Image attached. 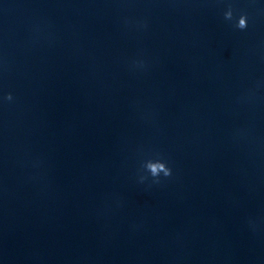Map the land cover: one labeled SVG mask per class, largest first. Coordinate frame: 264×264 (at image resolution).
I'll use <instances>...</instances> for the list:
<instances>
[{"label": "water", "instance_id": "1", "mask_svg": "<svg viewBox=\"0 0 264 264\" xmlns=\"http://www.w3.org/2000/svg\"><path fill=\"white\" fill-rule=\"evenodd\" d=\"M0 264H264V0H0Z\"/></svg>", "mask_w": 264, "mask_h": 264}, {"label": "clouds", "instance_id": "2", "mask_svg": "<svg viewBox=\"0 0 264 264\" xmlns=\"http://www.w3.org/2000/svg\"><path fill=\"white\" fill-rule=\"evenodd\" d=\"M225 18L226 19H231L232 18V12L229 10L228 12L225 13ZM236 27L243 30L247 27V18L246 16H240L238 19V23L236 24ZM6 99L11 100L12 96L9 94ZM146 168L151 174L152 177H159L161 173L164 174L165 177L171 175V169L166 166L165 163L157 160L155 162L149 161L146 164Z\"/></svg>", "mask_w": 264, "mask_h": 264}]
</instances>
